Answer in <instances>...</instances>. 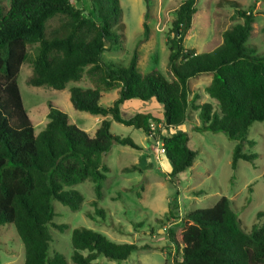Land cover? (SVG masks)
<instances>
[{"label":"trees","instance_id":"16d2710c","mask_svg":"<svg viewBox=\"0 0 264 264\" xmlns=\"http://www.w3.org/2000/svg\"><path fill=\"white\" fill-rule=\"evenodd\" d=\"M90 1L89 14L77 6L82 0H11L7 12L0 14V227L15 225L25 247L24 264H68L63 254L50 251L51 227L67 228L54 222V200L80 209L84 196L73 186L87 180L95 183L101 199L109 171L106 154L116 143L140 148L131 137L113 133L108 116L154 138L153 123L157 131L164 129V158L172 165L171 178L190 169L199 155L184 128L191 110L199 111L198 129L224 132L236 141L233 168L240 160L255 163L258 157L245 151L246 145H256L249 138L250 127L264 121V55L248 43L256 21L254 9L234 4L235 16L242 21L223 32V42L215 49L199 52L185 46L184 36L197 12V0H184L175 12L174 37L168 39L172 75L168 79L157 69L141 72L138 51L127 65L106 62L108 44L123 47L116 30L123 8L120 0ZM58 14L63 16L60 29L48 37L47 22ZM145 36H149L147 24ZM32 44L38 45L33 58ZM28 61L33 67L28 82L33 86L61 90L88 73L97 76L106 91L118 89L114 102L103 105L101 87H71L76 109L104 117L94 135L71 123L68 114L52 104L45 128L35 132L18 83L22 65ZM203 74H212L205 91L216 106L201 102V93L191 89V79ZM132 99L156 100L163 118L151 112L124 117L122 108ZM257 219L246 230L225 195L211 207L190 211L178 229L167 230L178 250L170 264H264V210ZM72 245L75 264H96L100 256L123 261L141 248L136 243H116L90 228H75Z\"/></svg>","mask_w":264,"mask_h":264},{"label":"rangeland","instance_id":"374dc122","mask_svg":"<svg viewBox=\"0 0 264 264\" xmlns=\"http://www.w3.org/2000/svg\"><path fill=\"white\" fill-rule=\"evenodd\" d=\"M184 0H120L123 8L121 21L116 27L123 47L108 49L104 53L106 62L127 65L135 51L139 53V70L150 73L157 69L168 79L170 48L168 39L174 37L173 21L176 10ZM11 0H0V14L6 13ZM239 9H254L255 31L248 43L264 55V0H197V12L191 24L185 29V46L196 48L199 52L215 49L223 42V32L242 19L235 16ZM77 6L85 13L92 12L90 0H82ZM63 16L58 14L47 22V35L51 37L60 29ZM145 24L149 27V36H145ZM36 44L29 46L33 58ZM30 58V59H31ZM33 73L31 61L22 65L18 83L24 105L32 119L35 132L42 131L48 122L50 104L68 114L70 122L94 135L102 115H94L76 109L70 99L73 86L101 87L102 104L111 105L118 97V89L106 91L99 78L86 73L79 81H70L66 88L58 90L49 86H33L29 78ZM212 74H203L191 79L194 92L203 96L201 102H217L210 98L205 88ZM137 101V100H136ZM138 102L144 101L138 100ZM142 105H129L122 108V115L132 117ZM112 132L131 137L140 147L114 144L104 158L109 167L107 180L103 182L104 196L99 199L95 183L87 180L73 188L79 190L84 201L78 210H72L60 201L54 200L57 224H66L64 231L52 226L51 252L63 254L68 264L72 259V232L75 228H90L106 235L116 243H136L141 246L123 261L110 260L100 256L96 264H165L172 263L178 254L176 245L168 236L167 230L178 229L181 220L190 211L213 206L221 196H228L241 219L242 226L250 231L259 220L257 213L264 210V121H257L249 131V138L256 145H246L245 151L257 153L255 163L240 160L233 168V151L236 141L224 132L203 131L198 110H191L184 128L191 135V147L199 155L193 166L187 171L171 178V166L167 160L160 162L156 147L163 140V130H158L156 139L148 136L142 129L126 126L112 119ZM146 152L150 163L140 161V155ZM157 156V157H156ZM169 164V166H167ZM137 165L136 171H126ZM95 201L98 204H95ZM102 210L103 214L98 210ZM170 211L174 215H170ZM25 247L14 224L6 223L0 227V264H24Z\"/></svg>","mask_w":264,"mask_h":264},{"label":"crops","instance_id":"0c3cea01","mask_svg":"<svg viewBox=\"0 0 264 264\" xmlns=\"http://www.w3.org/2000/svg\"><path fill=\"white\" fill-rule=\"evenodd\" d=\"M254 31H255V24H254ZM211 80H212V77L210 78V82H211ZM139 104L142 105L138 109L139 112H151L154 115H156V116H158L160 118H163L162 108H161V106L158 104V102L156 100H153V101H150V102H144V104H143L142 102H138V99H132V100H129V101L126 102L125 107H128L129 105L138 106ZM139 158H140V161H144L146 164L150 163V156L146 152H142ZM165 160H167L168 163L170 164L171 171H172V165H171V163H170V161L168 159L162 158V159H160V162H162L165 165ZM169 164H167V166H169Z\"/></svg>","mask_w":264,"mask_h":264},{"label":"built area","instance_id":"2783aa9c","mask_svg":"<svg viewBox=\"0 0 264 264\" xmlns=\"http://www.w3.org/2000/svg\"><path fill=\"white\" fill-rule=\"evenodd\" d=\"M151 128H152V130L154 131V134H155V138H154V139H156V134H157L158 126H157L155 123H153V124L151 125ZM157 142H158V144H159V145L156 147V153H157L158 157H159V158H160V157H165V155H166V148H165V146H164V142H163V140H158Z\"/></svg>","mask_w":264,"mask_h":264}]
</instances>
